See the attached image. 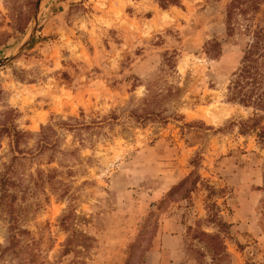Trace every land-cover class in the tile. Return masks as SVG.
Instances as JSON below:
<instances>
[{
  "label": "rangeland",
  "instance_id": "374dc122",
  "mask_svg": "<svg viewBox=\"0 0 264 264\" xmlns=\"http://www.w3.org/2000/svg\"><path fill=\"white\" fill-rule=\"evenodd\" d=\"M231 2L0 0V264H264Z\"/></svg>",
  "mask_w": 264,
  "mask_h": 264
},
{
  "label": "trees",
  "instance_id": "16d2710c",
  "mask_svg": "<svg viewBox=\"0 0 264 264\" xmlns=\"http://www.w3.org/2000/svg\"><path fill=\"white\" fill-rule=\"evenodd\" d=\"M263 2L264 0H232L226 8L225 29L229 37L241 34L248 39L242 52L240 65L232 74L228 84L226 100L252 108L256 118L251 120V124L246 126V129L256 132L258 139L264 143V125H262V118H264V15L255 22ZM158 4L162 8H167L178 5V0H158ZM258 113L262 116H258ZM43 139H45L44 135ZM10 184L8 178L1 177L0 201L7 198L8 208L12 210V196L6 188ZM16 233L17 228L12 221L7 238L8 245L3 252L16 247L18 243Z\"/></svg>",
  "mask_w": 264,
  "mask_h": 264
},
{
  "label": "water",
  "instance_id": "95a60500",
  "mask_svg": "<svg viewBox=\"0 0 264 264\" xmlns=\"http://www.w3.org/2000/svg\"><path fill=\"white\" fill-rule=\"evenodd\" d=\"M40 3H41V2H39V4H38V8H39V5H40ZM38 8H37V12L35 13V15H34V17H33V21H34V22H35V20H36V17H37ZM32 29H33V27H32Z\"/></svg>",
  "mask_w": 264,
  "mask_h": 264
},
{
  "label": "crops",
  "instance_id": "0c3cea01",
  "mask_svg": "<svg viewBox=\"0 0 264 264\" xmlns=\"http://www.w3.org/2000/svg\"><path fill=\"white\" fill-rule=\"evenodd\" d=\"M165 237V236H164ZM168 239H177V236H171L170 234H168L167 236H166Z\"/></svg>",
  "mask_w": 264,
  "mask_h": 264
}]
</instances>
